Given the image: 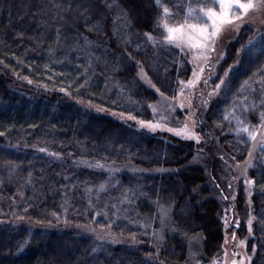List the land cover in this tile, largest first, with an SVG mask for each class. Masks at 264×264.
Instances as JSON below:
<instances>
[{
    "label": "trees",
    "instance_id": "trees-1",
    "mask_svg": "<svg viewBox=\"0 0 264 264\" xmlns=\"http://www.w3.org/2000/svg\"><path fill=\"white\" fill-rule=\"evenodd\" d=\"M159 11L150 0H0V264H181L196 237L201 264H211L225 211L249 264H264V158L253 160L262 129L247 153L207 105L218 87L206 91L210 75L243 71L229 51L245 28H264V9L251 10L256 22L225 26L214 41L223 60L196 66L184 103L198 144L106 114L150 121L159 94L181 87L170 56L145 35ZM224 160L229 184L216 172ZM92 232L127 244H99Z\"/></svg>",
    "mask_w": 264,
    "mask_h": 264
},
{
    "label": "rangeland",
    "instance_id": "rangeland-1",
    "mask_svg": "<svg viewBox=\"0 0 264 264\" xmlns=\"http://www.w3.org/2000/svg\"><path fill=\"white\" fill-rule=\"evenodd\" d=\"M150 1L152 5L156 7L155 0ZM163 2L166 3L170 7L171 11L175 14V19L180 23H184L188 6L191 4L193 7H195L198 4H201L203 0H163ZM259 2L260 1H258V3ZM259 9H264V7H260ZM157 17L158 16H156V18ZM256 17L259 18L260 15H253L252 11L250 10L247 14L244 15L242 19H245L247 22L250 19L251 22H256ZM236 21L239 23H243L241 19ZM251 33L252 32L248 28H245L236 40L237 45L235 47L236 49L233 51V54L230 51L229 54L227 53L230 60L232 59V56L234 57V54H237L239 56L241 55V61L244 60L243 71L240 72L233 68L232 70L227 68L225 71V79L224 74H212L208 78L209 89H205L208 92L209 90L211 91L214 88L218 87L217 95L214 97H210V99L208 98L207 105L209 106V104L213 103L216 106V108L221 112L224 122L229 128L232 137L236 142L240 143L243 146L247 153L250 152L252 142L255 141L259 136L261 129L264 140V119H262V116H264V28L260 29L259 33L255 34L254 36H252ZM150 34L155 39L153 41L149 40V44L154 48H159L165 51L177 67V77L183 75L182 78L179 77V83L181 87L178 89V92L173 98L163 97L158 93L159 101L152 108V120L150 121H136L126 116L111 112H106V114L119 122H130L134 129L146 132L150 135L168 134L183 140H191L198 144L199 142H197V139L188 138V136L184 133L185 126H187V129L192 134L196 133L194 134V137H197V129L195 128L196 126H194L193 121L190 122L192 129L190 128V125L188 123L191 110H186L185 104L189 99V84L191 83L192 85L191 79L192 77L196 76L195 74L197 73L196 66L198 64L202 68L203 63H206V60L203 59V57L194 59V57L198 55L200 50H193L191 52H188L187 50L180 51L179 49L163 46L162 29L157 26V20L153 21L152 31ZM218 54L221 55L219 56ZM206 55L208 58L216 60V62H220L221 60H223V53L220 52V44L214 43V51L209 54L207 51ZM239 60L240 58L236 60L235 63H238ZM185 75L187 78H185ZM189 76H191L190 80L188 79ZM204 80L205 78L202 75V81L200 80L197 83V89L201 93L202 103H204L206 99L204 96L205 94L202 93V91H205L203 89ZM193 82L195 81L193 80ZM149 88L153 89L151 86ZM196 97L199 98V95H197ZM184 100H186L185 103ZM95 111L98 112L97 110ZM177 114H179L180 117ZM149 125H151V127H149ZM242 127H248L249 132L255 133V139L250 138L248 133L241 131ZM209 146V151L204 148L207 153L213 151L212 144H209ZM205 157L206 155L204 154L203 149H201V152L199 150L195 157V159H197L196 162H198L202 158L204 160ZM253 157L254 161L264 158V142H262L256 150H254ZM209 165L212 167L213 164H211L210 162ZM215 166L217 175L220 177L221 174V176L225 178L226 183L229 184L230 164H228V162L224 160L223 172L218 169L217 164H215ZM115 174V169L111 168L107 170L108 177L112 175L115 176ZM230 197L233 198L234 193H231ZM219 203H222V201H220ZM159 215L162 222L161 230L163 232H170L171 229L169 226L168 210L160 209ZM221 219L223 220V227L225 228L223 229L224 247L219 257L216 260L212 261L211 264H249L250 256L246 253L245 249L246 240H240L239 238H236V240L233 241V233H228L227 231V223L229 220L228 212L225 211L221 216ZM236 224L237 223H235V225ZM248 229H250V227L246 228L247 232H249ZM91 234L95 237L99 244L113 241L125 245L127 244L122 242L121 240H117L115 236H113V240L109 233L105 235L102 233L101 235L92 232ZM198 240V237H196L188 243L187 256L181 264H201L203 253ZM156 264L166 263L157 261Z\"/></svg>",
    "mask_w": 264,
    "mask_h": 264
},
{
    "label": "snow or ice",
    "instance_id": "snow-or-ice-1",
    "mask_svg": "<svg viewBox=\"0 0 264 264\" xmlns=\"http://www.w3.org/2000/svg\"><path fill=\"white\" fill-rule=\"evenodd\" d=\"M155 4L160 10L157 26L162 29L163 46L188 52L200 50L194 59L203 57L207 60L206 52L214 51V41L225 26L242 19L250 10L264 7V0H260L259 3L255 0H203L195 7L191 4L188 6L184 23L175 19V14L163 0H155ZM145 35L150 41L155 39L151 34L146 33ZM241 131L255 139V133L249 132L248 127H242ZM184 133L188 138H195L199 142V138L194 137L187 126H185Z\"/></svg>",
    "mask_w": 264,
    "mask_h": 264
}]
</instances>
